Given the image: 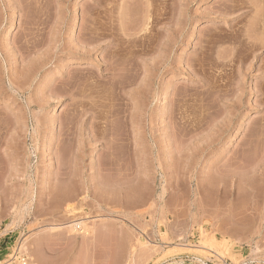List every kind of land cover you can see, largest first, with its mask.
I'll list each match as a JSON object with an SVG mask.
<instances>
[{"label":"rangeland","instance_id":"obj_1","mask_svg":"<svg viewBox=\"0 0 264 264\" xmlns=\"http://www.w3.org/2000/svg\"><path fill=\"white\" fill-rule=\"evenodd\" d=\"M263 7L0 0V260L264 264Z\"/></svg>","mask_w":264,"mask_h":264},{"label":"bare ground","instance_id":"obj_2","mask_svg":"<svg viewBox=\"0 0 264 264\" xmlns=\"http://www.w3.org/2000/svg\"><path fill=\"white\" fill-rule=\"evenodd\" d=\"M249 1H250V0H249ZM253 1H254V0H253ZM262 3H263V2H262ZM260 8H261V7H260ZM263 8H264V7H263ZM261 9H262V8H261ZM260 12H261V11H260ZM262 12H263V11H262ZM262 12H261V13H262ZM6 25H7V24H6ZM6 25L3 26L4 28H3L2 31H6L8 28H10V27H12V26L14 25V18H12V19L10 20L8 26H6ZM72 29H73V27H71L69 31H72ZM84 199H85V198H84ZM86 199H87V198H86ZM20 212H21V210H20ZM23 213H24V212H23ZM20 218H21V217H20ZM87 220H88V218H87ZM87 220H86V221H87ZM13 221H14V220H13ZM84 221H85V220H84ZM84 221H82V219L80 218L79 221H75L74 223H72L73 225H70V228H71V229H70V232H73V233L76 232V233H78V234H79V233H80V234H83V233H84L85 235L83 234L84 236H83L82 239H89V237H94V238H95L96 233H97V230H96L97 228H95V227H96V224H95V227H94V225H93V227H92V225L89 226V225L87 224L88 222L85 223L86 221H85V222H84ZM88 221H89V220H88ZM20 222H21V221H20ZM92 222H93V221H92ZM93 223H95V222H93ZM91 224H92V223H91ZM29 227H30V226H29ZM31 227H32V226H31ZM34 229H35V228H34ZM68 229H69V227H68ZM38 230H39V229H37V231H38ZM61 230H62V228H61ZM64 230H65V229H64ZM64 230H62V231H64ZM35 231H36V230H35ZM70 232H69V234H70ZM34 233L36 234V232H34V231H33V233H31V234L34 236ZM38 233H40V232H38ZM40 234H41V233H40ZM40 234H39V236H40ZM42 234H43V233H42ZM73 235H74V234H72L71 236L73 237ZM28 236L30 237V235H28ZM35 236H37V235H35ZM39 236H38V237H39ZM41 236H42V235H41ZM80 237H81V235H80ZM33 238H34V237H33ZM39 238H40V237H39ZM30 239H31V238H30ZM69 239H71V238H69ZM90 239H91V238H90ZM26 240H27V239H26ZM26 240L24 241L25 243H26ZM31 241H34V242L37 241V242H38V245L35 244V246H34V247H35V251L38 252V251L36 250V246H37V247L39 246V243H40L39 241H40V239H39V241H38L37 239H36V241H35V239H32ZM83 241H84V240H83ZM86 241H87V240H86ZM24 242H23V243H24ZM29 242H30V240H29ZM29 242H28V243H29ZM34 242H33V244H34ZM23 243H22V244H23ZM25 243H24V244H25ZM28 243H26L25 245H27ZM31 243H32V242H30V244H28V245L32 248L33 245H32ZM25 245H23V246L26 247ZM28 245H27V246H28ZM34 247H33L32 249H30V248H29V249L33 251ZM27 248H28V247H27ZM26 250H28V249H26ZM35 251L33 252V254L36 253ZM27 252H28V251H27ZM31 254H32V253H31ZM33 254H32V255H33ZM28 255H29V254H28ZM36 255H37V254H36ZM37 257H38V255H37ZM32 258H33V257H32ZM36 259H37V258H36ZM37 260H39V259H37ZM39 262H40V261H39ZM39 262H37V264H38Z\"/></svg>","mask_w":264,"mask_h":264},{"label":"built area","instance_id":"obj_3","mask_svg":"<svg viewBox=\"0 0 264 264\" xmlns=\"http://www.w3.org/2000/svg\"><path fill=\"white\" fill-rule=\"evenodd\" d=\"M22 238L14 244L11 254L5 260H0V264H33L25 247L22 245Z\"/></svg>","mask_w":264,"mask_h":264}]
</instances>
